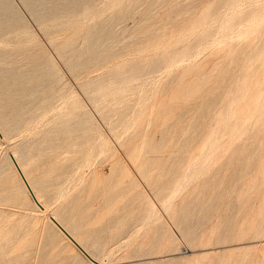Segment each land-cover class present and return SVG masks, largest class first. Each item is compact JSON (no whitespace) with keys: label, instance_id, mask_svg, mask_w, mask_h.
<instances>
[{"label":"rangeland","instance_id":"1","mask_svg":"<svg viewBox=\"0 0 264 264\" xmlns=\"http://www.w3.org/2000/svg\"><path fill=\"white\" fill-rule=\"evenodd\" d=\"M0 122V264H264V0H0Z\"/></svg>","mask_w":264,"mask_h":264},{"label":"bare ground","instance_id":"2","mask_svg":"<svg viewBox=\"0 0 264 264\" xmlns=\"http://www.w3.org/2000/svg\"><path fill=\"white\" fill-rule=\"evenodd\" d=\"M234 10V9H233ZM230 12V11H229ZM245 24V23H244ZM41 27V26H40ZM43 28V27H42ZM222 28V27H221ZM237 29V28H236ZM48 31V30H47ZM220 33V32H219ZM224 38V37H223ZM215 42H217V41H215ZM214 44V43H213ZM197 54V53H196ZM257 78V77H256ZM205 81V80H204ZM77 108H79V105L77 104V103H75V102H73L72 104H71V109H72V111L74 112V111H76V109ZM76 114V113H75ZM86 114V113H85ZM31 120V119H30ZM90 122V121H89ZM81 124V123H80ZM224 124V123H223ZM85 125V124H84ZM146 127V126H145ZM3 126L1 125V122H0V137H3L4 136V133H3ZM84 128V127H83ZM6 136V135H5ZM210 141V140H209ZM103 143V142H102ZM105 143H107V142H105ZM210 143H211V141H210ZM124 145V144H123ZM206 145V144H205ZM208 145H209V143H208ZM207 146V145H206ZM110 148H109V146H107V144H103L102 146H100V147H98V148H96L95 149V152L93 153V155L91 156V159H93V161H92V164H93V162H94V160L96 159V158H99V157H101L102 155H104V153L105 152H107L108 150H109ZM137 149V148H136ZM204 149V148H203ZM202 149V150H203ZM94 151V149L92 148L91 149V151ZM17 151V150H16ZM19 152V151H18ZM18 152H15V151H13V152H11V153H9V158H10V160H11V162H12V164H13V166L15 167V174L17 175V177H18V179H19V181L21 182V185L23 186V188H24V190H25V192H27V194L30 196V199H32V201H33V204H34V206L36 207V209L38 210V211H40V212H42V213H44V214H46L49 210H47V203H45V201L42 199V198H40V194H39V196L37 195V190L39 189V188H37L36 187V191H35V189H34V187L35 186H32L31 185V182L33 183V181H29V179H31V177L28 179L27 178V174H26V168L27 169H29V167H26L25 165L26 164H24L21 160V157H19V154L17 155L16 153H18ZM20 153V152H19ZM140 153V152H139ZM22 155V154H21ZM20 155V156H21ZM88 160H90V158L88 159ZM21 161V162H20ZM198 161H199V159H198ZM193 165V164H192ZM191 166V165H190ZM188 167L190 170L188 171V172H190V171H192V169L194 168L193 166H192V168L191 167ZM26 167V168H25ZM31 167V166H30ZM187 170V169H186ZM187 172V171H186ZM14 174V175H15ZM187 174V173H186ZM189 174V173H188ZM29 176V175H28ZM15 177V176H14ZM79 179V178H78ZM82 179V178H81ZM185 180V179H184ZM80 181V180H79ZM82 181V180H81ZM35 182V181H34ZM76 182V181H75ZM84 183V182H83ZM79 184V182H77V183H74V185H70V186H67V188H66V191H64V192H61V193H59L58 194V198H57V200L58 201H60V200H63L66 196H67V194H69V192L70 191H72V189L76 186V185H78ZM36 185V184H35ZM37 185H39V184H37ZM36 185V186H37ZM180 186H181V184H179ZM81 186V185H80ZM178 186V185H177ZM176 186V187H177ZM180 186H178V188H180L181 189V187ZM175 187V188H176ZM178 188H176L177 190H178ZM174 189V188H173ZM175 189V190H176ZM174 190V191H175ZM39 191H41V189H39ZM173 191V192H174ZM42 192V191H41ZM45 194V193H44ZM44 194H42V195H44ZM172 196L171 197H169V199L166 201V203H164L163 204V206L165 205V204H172V197H173V195L175 196L176 195V193L174 194H171ZM44 197V196H43ZM56 198V197H55ZM56 200V201H57ZM55 203H57V202H55ZM170 204V205H171ZM170 205H169V207H170ZM173 205V204H172ZM162 206V207H163ZM164 207H167V206H164ZM161 209V208H160ZM168 209V208H167ZM150 212V211H149ZM151 213V212H150ZM167 213V212H166ZM157 214V213H156ZM155 215V214H154ZM149 216V215H148ZM153 216V214H151L146 220L148 221L149 219H152V218H155V217H152ZM156 216V215H155ZM147 217V216H146ZM158 217V216H157ZM47 218H49L51 221H52V223L58 228V230L63 234V236L65 237V239H67L70 243L72 242L70 239H69V237L76 243V244H78L86 253H87V255L91 258V259H93L94 261H96V264H101L80 242H79V240H77L78 239V237H77V239L74 237V233L72 234V232H70L69 230H67L66 228H65V226H63V224L58 220V218L55 216V214H53V213H49L48 212V214H47ZM159 218V217H158ZM158 218H157V220H158ZM156 219V218H155ZM155 219H153V220H155ZM146 220H144L145 222H146ZM156 222V221H155ZM36 223V222H35ZM146 223H148V222H146ZM151 223H153L154 224V222H152L151 221ZM151 225V224H150ZM35 226V225H34ZM153 226V225H152ZM142 227V226H141ZM64 230L68 235H69V237H67V235H65V233H63V231L62 230ZM127 241V240H126ZM73 243V242H72ZM71 243V244H72ZM131 243V242H130ZM74 247H75V245H74V243L72 244ZM92 247V246H91ZM78 249V248H77ZM207 248H203V249H201V250H206ZM79 250V249H78ZM190 251H193V250H190ZM93 253H94V251H93ZM173 256V255H172ZM87 258V257H86ZM88 259V258H87ZM88 261V264H95L93 261H91V260H87Z\"/></svg>","mask_w":264,"mask_h":264},{"label":"water","instance_id":"3","mask_svg":"<svg viewBox=\"0 0 264 264\" xmlns=\"http://www.w3.org/2000/svg\"><path fill=\"white\" fill-rule=\"evenodd\" d=\"M62 230V229H61ZM63 231V233H65V235H67V237H69V235L64 231V230H62ZM69 239L74 243V245L79 249V251L85 256V257H87L89 260H91V261H93L95 264H96V261H94L93 259H91L88 255H87V253L78 245V244H76L70 237H69Z\"/></svg>","mask_w":264,"mask_h":264}]
</instances>
